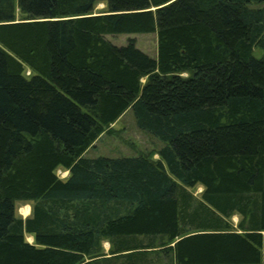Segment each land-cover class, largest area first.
Listing matches in <instances>:
<instances>
[{"label":"trees","instance_id":"16d2710c","mask_svg":"<svg viewBox=\"0 0 264 264\" xmlns=\"http://www.w3.org/2000/svg\"><path fill=\"white\" fill-rule=\"evenodd\" d=\"M255 47L264 0H0V264H264ZM129 108L159 157L85 156Z\"/></svg>","mask_w":264,"mask_h":264},{"label":"rangeland","instance_id":"374dc122","mask_svg":"<svg viewBox=\"0 0 264 264\" xmlns=\"http://www.w3.org/2000/svg\"><path fill=\"white\" fill-rule=\"evenodd\" d=\"M106 8L105 3H98L95 7V12L104 11ZM107 37L117 45H125L130 39H134L136 46L146 52L153 58L158 56V35L157 32L149 33H121V34H109ZM253 55L256 58H262L264 56V47H255ZM146 78L143 79V82ZM165 143L150 133L149 131L141 129L137 122L132 108H129L125 113L113 124H111L106 131L100 135V137L93 143L91 147L85 152L87 157L97 156H121V155H137L140 153H154V157L158 158L159 155L156 152ZM58 174L62 178H66L69 173L62 168L58 169ZM195 193L200 194L203 190L202 186H198L193 189ZM30 205L32 212V206L34 201L32 200H16V213L23 217L29 214L22 212L23 205ZM234 221H238L239 216H233ZM27 235V238L32 241L33 236ZM105 251L110 249V242L104 241Z\"/></svg>","mask_w":264,"mask_h":264},{"label":"bare ground","instance_id":"6f19581e","mask_svg":"<svg viewBox=\"0 0 264 264\" xmlns=\"http://www.w3.org/2000/svg\"><path fill=\"white\" fill-rule=\"evenodd\" d=\"M30 210H31V206L28 204V205H23L22 206V212L24 213V214H29L30 213Z\"/></svg>","mask_w":264,"mask_h":264},{"label":"crops","instance_id":"0c3cea01","mask_svg":"<svg viewBox=\"0 0 264 264\" xmlns=\"http://www.w3.org/2000/svg\"><path fill=\"white\" fill-rule=\"evenodd\" d=\"M64 171H68V170H64ZM68 173H69V171H68ZM32 237V236H31ZM33 241V240H32Z\"/></svg>","mask_w":264,"mask_h":264}]
</instances>
